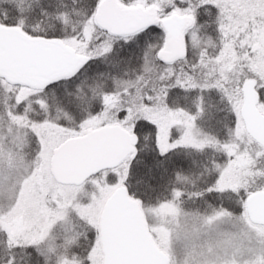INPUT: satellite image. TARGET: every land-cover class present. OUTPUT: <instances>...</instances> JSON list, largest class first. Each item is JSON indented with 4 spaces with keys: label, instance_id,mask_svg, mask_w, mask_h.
<instances>
[{
    "label": "snow or ice",
    "instance_id": "6c2138e0",
    "mask_svg": "<svg viewBox=\"0 0 264 264\" xmlns=\"http://www.w3.org/2000/svg\"><path fill=\"white\" fill-rule=\"evenodd\" d=\"M0 264H264V0H0Z\"/></svg>",
    "mask_w": 264,
    "mask_h": 264
}]
</instances>
